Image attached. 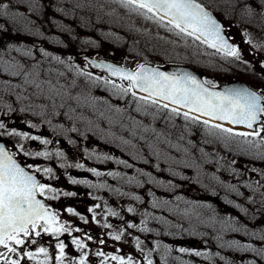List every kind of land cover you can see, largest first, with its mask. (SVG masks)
<instances>
[{
    "label": "rangeland",
    "instance_id": "rangeland-1",
    "mask_svg": "<svg viewBox=\"0 0 264 264\" xmlns=\"http://www.w3.org/2000/svg\"><path fill=\"white\" fill-rule=\"evenodd\" d=\"M202 1L222 20L234 47L240 50L241 59L225 57L191 37L169 32L112 0H16L14 9L18 15L13 25L16 35L24 26L43 27L49 34L44 35L45 40L41 34H33L38 41L53 42L67 51L76 48L77 54L102 53L119 61L124 60L130 68L144 62L189 65L202 72L205 81L219 85L243 80L264 95V0ZM41 55L39 50L31 52V58L25 61L20 54H15L14 62L23 65L26 72L38 66L41 80L64 86L60 95H52L50 99L47 84L45 92L39 93L32 85L25 84L23 74L13 76L12 83L6 82L7 77L0 80L2 103L8 102L9 106L16 108L31 105L32 125L45 123L48 132H59L67 138L74 133L85 138L94 120L88 113L77 115L76 111H83V107L97 105L117 109L124 106L128 112H138L137 102L131 93L122 95L112 87L113 84L129 87L128 82L111 80L89 68L86 73L90 75L87 76L81 71L71 73L64 63L54 65L56 60L53 57L60 60L64 56L53 52L52 58L43 56L42 59ZM72 57L76 58V55ZM76 61L80 70L88 67L86 62ZM106 81H111V84ZM115 113V119L125 118L124 114L119 118L120 112ZM161 115L169 127L172 123L178 126L176 116L169 120L166 110ZM132 118L136 122L141 121L135 116ZM187 122L191 128L180 130V133L183 139L188 136V142L196 148H204L205 202L212 208L206 215L207 220L210 217V222L207 221L205 232H199L197 227L195 231L190 230L191 240L199 244L192 247L190 264H199L200 261H205V264H264V239H261L264 237V149L261 152L242 151L239 144L241 138L236 137L226 144L208 135L203 124L191 120ZM123 128L129 130L133 127ZM118 130V127L116 131L107 130L103 135L110 138L119 136ZM134 134L135 130L132 136ZM110 142L115 143L112 139ZM195 184L198 185V181ZM250 220L251 228L247 226ZM196 252L201 255H196Z\"/></svg>",
    "mask_w": 264,
    "mask_h": 264
},
{
    "label": "flooded vegetation",
    "instance_id": "flooded-vegetation-1",
    "mask_svg": "<svg viewBox=\"0 0 264 264\" xmlns=\"http://www.w3.org/2000/svg\"><path fill=\"white\" fill-rule=\"evenodd\" d=\"M14 1L16 0H11V12L0 14V61L12 63L15 60V54H20L25 61H29L31 57L24 53H34L38 50L42 52V59H44L43 56L52 58L51 55L54 52L56 55L65 57L60 60L69 67L71 73L72 71L77 74L79 71L86 73L89 68L111 79L90 67L84 59V56L89 54H77L76 48L67 51L53 42L43 41L44 35L49 34L43 27L24 26L16 35L12 16V12H15ZM33 34H41L44 39L38 41ZM44 52H47L48 56H45ZM73 55H76V58H73ZM91 56L116 60L117 63L122 62L102 53ZM76 60L86 62L88 67H83V71L80 70ZM7 63L0 65V80L7 77L6 82L12 83L13 75L5 70ZM58 64L56 60L54 65ZM7 88L9 90L11 86L8 85ZM2 101L0 100V123L5 124V129H0V143L15 154L14 158L22 167L30 172L33 169L29 166L41 169L40 172H33V174L41 183L54 188L58 194L54 199L44 200L45 204L59 213L61 222L71 225L72 228L81 229L80 232L73 231L71 236L64 233L59 237V240L65 243L64 264H75L81 255V250L72 244L73 238L87 244L84 251L88 252V264H100L103 258L95 255L98 251L109 255H120L125 259L131 256L133 264H147L145 257L149 252H151L149 258L153 264H190L192 247L199 246L196 241L191 240L190 230L195 231L197 227L199 232H205L207 221L210 222V217L208 216L207 220L206 215L212 211V208H209L208 204L206 206L205 202L204 148L203 146L196 148L194 144L189 143L188 136L181 139L180 130L186 131L191 128L183 116H176L178 126L172 123L169 127L168 122L161 115L164 110L157 113L155 108L149 107L146 111L128 112L127 108L120 106L119 118L123 114L125 118L118 120L115 119L117 116L114 108L86 106L83 107V111L77 110L76 113L92 115L94 121L91 122V131L85 138L74 133L67 138L61 136L59 132L46 131L45 123L33 124L35 125L33 126L29 113L31 105L16 108ZM119 102H121L120 99ZM127 114H130L129 118ZM133 116L141 120L138 121L139 125L155 128L163 133V141H157L154 133L143 132L141 127H135V136H132L133 121H136L132 118ZM111 120L118 121L111 122ZM127 126L133 128L125 130L126 128L123 127ZM117 127L119 136L113 135L110 138L103 135L107 130L116 131ZM11 130L27 133L29 136H38L51 143L43 145L40 140L21 139L19 136L8 135ZM167 130L170 132L168 133ZM111 139L115 143H111ZM125 140L129 143L125 144ZM41 151H49L52 155L49 158L35 155ZM57 152L63 153V156L57 157L55 155ZM192 152H194L193 155ZM196 152L199 154L196 155ZM121 160L131 164L132 167L128 168L126 164L119 163ZM76 164H82L84 167L76 168ZM44 167L52 168V174L43 173ZM91 169L101 172L102 175H94ZM110 172L120 173V175L113 177L108 175ZM129 177L133 178L131 182ZM73 179L87 181V183L73 184ZM197 181L198 185L195 184ZM66 192L75 193V195H64ZM48 195L52 196L51 193ZM135 196H139L140 199H134ZM154 203L157 206L154 207ZM96 205L100 207L96 208ZM129 207L134 211L128 212ZM68 208L84 216L88 223H84L80 215L74 216L68 213ZM90 208L95 210L96 221L92 220L93 213L89 211ZM108 208L118 215H108L106 211ZM238 215L243 217L242 214ZM251 222L250 220L247 223L250 228ZM105 223L110 224L111 228H104ZM130 223L135 226L128 228L127 225ZM145 227L148 231L142 230ZM121 231L124 235L119 241L111 238V234ZM31 239L36 242L26 243L22 251H35L39 247H45L49 251V256L52 257V264H55L58 240L46 233H42L39 237L33 236ZM101 240L104 241L103 244L99 243ZM137 241H140L139 247H137ZM0 251L4 249L0 248ZM13 258L17 257L13 256ZM22 264H32V262L25 259ZM108 264H115V262L108 261ZM199 264H205V261H200Z\"/></svg>",
    "mask_w": 264,
    "mask_h": 264
},
{
    "label": "snow or ice",
    "instance_id": "snow-or-ice-1",
    "mask_svg": "<svg viewBox=\"0 0 264 264\" xmlns=\"http://www.w3.org/2000/svg\"><path fill=\"white\" fill-rule=\"evenodd\" d=\"M112 2L146 20L157 23L160 27H165L169 32H174L178 36L191 37L201 44H206L225 57L241 59L240 50L229 43L223 34L224 29L221 24L200 0H112ZM9 12H11V0H7V2L0 0V14H8ZM17 15L18 13L12 12L13 18ZM43 54L48 56L47 52ZM24 55H31V53L25 52ZM53 59L58 60L59 63H64L58 57H53ZM5 63L7 62L0 61V65ZM94 66L103 68L110 75L129 82V87L118 84H113L112 87L122 95L131 93L132 98L137 102L136 110L138 112L146 111L149 107L155 108L157 113L166 110L169 114V120L174 116H183L186 121L199 122L205 126L208 135L221 139L226 144L236 137L241 138L239 144L242 151L261 152L264 149V95L256 91L248 88L216 91V85L211 81L197 80L196 77L188 73L169 75L156 68H146L143 64L139 65L135 72L102 63ZM5 70L10 71L13 76L23 74L25 84L32 85L39 93L45 92V84H47V93L50 94V99L52 95H60L64 87L53 84L50 80L47 82L41 80L38 66L31 72H26L23 65L12 62L7 63ZM83 75L90 74L83 73ZM29 77L32 78L29 79ZM96 79L98 80L99 77ZM106 83L111 84V81H106ZM15 87H19V85ZM136 89L145 95L137 96ZM64 94L67 95L66 92ZM75 99L78 100L79 97H75ZM115 111L121 112V109L117 108ZM193 113L196 115H192ZM202 117H207V119H201ZM225 123L231 126H242L247 130L238 131L234 127H226ZM133 125V132L135 127H141L143 132L154 133L157 141L164 139L163 133L158 132L155 128L143 127L136 121H133ZM0 129H5L4 123H0ZM8 135L19 136L21 139L40 140L43 145L51 143L47 139L29 136L27 133L16 130L9 131ZM124 143L127 144L129 141L125 140ZM21 150H23L22 146ZM14 155L6 149L4 144L0 143V248L4 249V251H0V264H22L25 259L31 261L32 264H52V257L49 256V251L45 247H39L35 251H22L26 243L36 242L31 237H39L42 233L51 235L58 240L56 245L58 254L55 255L54 260L55 264H64L66 258L65 243L59 240V237L64 233L71 236L73 231L80 232L81 229L72 228L71 225L61 222L59 213L45 204L44 200L54 199L58 194L54 188L41 183L33 174V172H40L41 169L29 166L33 169L30 172L17 162ZM35 155L49 158L52 153L41 151ZM55 155L62 157L63 153L57 152ZM106 158L110 159V157ZM119 163L126 164L123 160ZM126 166L132 167L131 164H126ZM75 167L83 168L84 166L76 164ZM42 171L46 174H52L53 169L44 167ZM91 171L96 176L102 175L95 169H91ZM142 174L148 175L147 173ZM108 175L116 177L120 173L110 172ZM132 179L129 177V182ZM72 183H87V181L73 179ZM49 193L52 196H49ZM64 195H75V193L66 192ZM134 199L139 200L140 197L135 196ZM153 206L157 205L154 203ZM95 207L99 208L100 205ZM67 211L74 216L80 215L72 208H68ZM89 211L93 213L92 220L96 221L94 208H90ZM106 211L108 215H118L111 208L106 209ZM133 211V208H128V212ZM80 219L84 223H88L84 216L80 215ZM134 226L131 223L127 225L128 228ZM103 227L111 228V225L105 223ZM142 230L148 231L146 227ZM123 235L124 232L121 231L111 234V238L119 241ZM99 243L103 244L104 241L101 240ZM72 244L81 250V255L75 264H88V252L84 251L87 244L76 238L72 239ZM139 245L140 241H137V247ZM181 251L184 250L181 249ZM195 254L201 255L200 252ZM95 255L103 258L100 264H108V261H113L115 264H133L131 256L125 259L123 256L109 255L103 251H98ZM13 256L17 258L14 259ZM149 257H151V252L147 254L145 259L147 264H153Z\"/></svg>",
    "mask_w": 264,
    "mask_h": 264
},
{
    "label": "water",
    "instance_id": "water-1",
    "mask_svg": "<svg viewBox=\"0 0 264 264\" xmlns=\"http://www.w3.org/2000/svg\"><path fill=\"white\" fill-rule=\"evenodd\" d=\"M201 3L206 6L207 10L212 13V15L214 16V18L217 19V21L221 24V26L224 29L223 23L217 17V15L213 12V10L211 8H209L203 2H201ZM223 34H224L225 38L228 39L229 43L233 45L232 41L229 39V37L225 33V31L223 32ZM84 59L90 64V66L92 68H94V69H96V70H98V71H100V72H102V73H104V74H106V75H108L110 77L118 78L117 76L110 75L107 70H105L103 68H100V67H95L94 65H97V64H101L102 63V64H107V65H112L114 68L125 69V70L130 71V72H135V71L138 70V68L137 69L127 68V67H124V66L116 65L113 62H110V61H107V60H99V59L94 58V57H91V56H84ZM143 65L146 68H156V69H158V70H160V71H162L164 73H167L169 75H171V74H179V73H188V74L196 77L197 80L203 81L201 73L198 70H196V69H194L193 67H190V66H186V65H174V64H169L167 66H154V65H151V64H143ZM209 87H211V86L209 85ZM234 88H248V89H250L252 91H256L252 87H250L246 82L241 81V80L232 81L230 83L222 84V85L216 87L215 90L216 91H224L225 89H234ZM136 92L138 94L145 95V93L140 92L138 89H136ZM193 115H196V114L193 113ZM202 119H207V117H202ZM225 126L226 127H234L235 130H238V131H246L247 130V129H244L242 126H231V125H227L226 123H225Z\"/></svg>",
    "mask_w": 264,
    "mask_h": 264
}]
</instances>
